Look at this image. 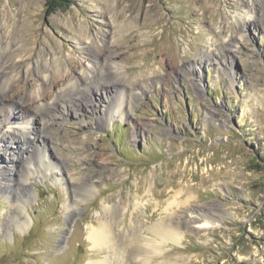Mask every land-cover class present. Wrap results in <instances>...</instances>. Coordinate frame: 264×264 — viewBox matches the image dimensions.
<instances>
[{
  "label": "rangeland",
  "instance_id": "1",
  "mask_svg": "<svg viewBox=\"0 0 264 264\" xmlns=\"http://www.w3.org/2000/svg\"><path fill=\"white\" fill-rule=\"evenodd\" d=\"M6 11L0 264L103 261L89 233L106 208L115 235L146 240L188 216L150 264H264V0H70L51 15L44 0H0ZM41 62L52 108L38 116L15 103L37 91Z\"/></svg>",
  "mask_w": 264,
  "mask_h": 264
},
{
  "label": "bare ground",
  "instance_id": "2",
  "mask_svg": "<svg viewBox=\"0 0 264 264\" xmlns=\"http://www.w3.org/2000/svg\"><path fill=\"white\" fill-rule=\"evenodd\" d=\"M106 1V0H103ZM107 12L113 16H115L114 21H121V28L126 25H128V20L126 18H123V13L120 8V5L114 9L107 5ZM1 16V15H0ZM6 16V17H5ZM9 12L6 11L3 17H0V29L7 30L10 28L9 23ZM123 27V28H124ZM10 30V29H9ZM14 34L10 30L8 40L10 41L7 43V46H10L12 44V40L14 39ZM4 43V42H3ZM6 49V48H3ZM2 51V50H0ZM42 53L45 54L44 48L42 49ZM3 57L4 55L8 56L9 52L3 51L0 53ZM4 56V57H5ZM3 57V58H4ZM7 58V57H6ZM55 60L51 63H54ZM4 65H1L0 68H2ZM7 67V66H6ZM94 71H97L98 75L99 73L102 75L100 69L94 64L90 66ZM4 68V67H3ZM5 69V68H4ZM4 69L2 71H4ZM35 69V68H34ZM46 67L44 66V63H40L38 67L32 72H35L38 78L37 83V91L34 93H29V96L26 97L25 101L16 102V105H24L25 102L31 104L29 108L30 110L34 111V109L39 108V111H36L38 113V116H40L41 112L44 110H47L49 107L52 108V106L45 105L42 102V97L44 95V88H45V82H46ZM60 78H63L62 74L60 75ZM103 78V76H102ZM106 78V77H104ZM85 80V79H84ZM87 80V79H86ZM100 80V79H99ZM104 80V79H103ZM109 80V79H108ZM98 81V80H97ZM88 82L84 81L83 83H72L68 87V89L60 92H56L54 97L55 100H62V96H67L68 93H73L75 90H79V87L81 88V84H84L85 86ZM122 83L119 82H113L112 81H102L98 83V86L112 90L113 88H118L121 86ZM95 85V84H94ZM82 89V88H81ZM136 87L130 88L129 91L132 93ZM85 91V90H84ZM67 92V93H66ZM122 91H118V93H121ZM77 96V94H75ZM2 97V96H1ZM0 97V100H1ZM122 97V95L120 96ZM74 98V96L72 97ZM13 102V101H12ZM35 107V108H34ZM40 107L41 110H40ZM38 110V109H37ZM34 111V113H35ZM36 113V114H37ZM35 116L33 113L30 112V118ZM105 121V120H104ZM100 119V122H104ZM9 139V138H8ZM20 141V140H19ZM7 144V142H6ZM25 145V144H24ZM13 152V155L16 154L13 150H8ZM23 151L22 147L18 148V152ZM15 157V155H14ZM41 158V157H40ZM39 158V159H40ZM43 158V156H42ZM16 161H19V158L17 157ZM12 162V161H11ZM29 160H27V163ZM46 165L48 168L50 166L49 163H41ZM32 172L27 171V174H31ZM25 180V178L23 179ZM26 182V181H25ZM25 182L22 184V187L25 191H27V187L25 186ZM83 188L85 187V190H87V193H90V181L88 182H82L80 183ZM104 215L101 220L96 221V226L92 227L89 233V241L91 242L92 246L96 250H100L101 252H105L107 255L105 256L104 260L101 262H93L92 264H150L151 260L159 255L162 251V246L165 244H177L178 241L181 239L180 231L184 228L186 225L187 215L184 220H181L179 222H174L172 218L167 216L161 221L155 222L153 225H151L148 229L145 231L150 234L153 239L146 240L143 239L140 235H137L136 232L141 233L142 229L134 228L132 232H129V234L122 232V234L115 235L114 229H113V222L115 223L113 212L110 210V208L104 209ZM75 212H71L70 215L73 216ZM115 214V213H114ZM116 215V214H115ZM13 217V216H12ZM206 216H201V219L199 222H197L198 228H203L207 225ZM15 219V218H12ZM10 219V221L12 220ZM113 221V222H112Z\"/></svg>",
  "mask_w": 264,
  "mask_h": 264
},
{
  "label": "trees",
  "instance_id": "3",
  "mask_svg": "<svg viewBox=\"0 0 264 264\" xmlns=\"http://www.w3.org/2000/svg\"><path fill=\"white\" fill-rule=\"evenodd\" d=\"M47 15L69 7L70 0H44Z\"/></svg>",
  "mask_w": 264,
  "mask_h": 264
}]
</instances>
